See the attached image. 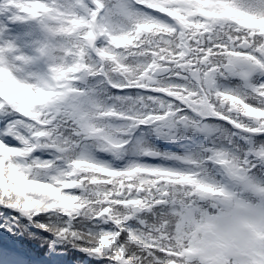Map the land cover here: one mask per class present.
Returning a JSON list of instances; mask_svg holds the SVG:
<instances>
[{
	"label": "snow or ice",
	"instance_id": "obj_1",
	"mask_svg": "<svg viewBox=\"0 0 264 264\" xmlns=\"http://www.w3.org/2000/svg\"><path fill=\"white\" fill-rule=\"evenodd\" d=\"M70 249L264 264V0H0V264Z\"/></svg>",
	"mask_w": 264,
	"mask_h": 264
},
{
	"label": "trees",
	"instance_id": "obj_2",
	"mask_svg": "<svg viewBox=\"0 0 264 264\" xmlns=\"http://www.w3.org/2000/svg\"><path fill=\"white\" fill-rule=\"evenodd\" d=\"M153 142L158 146V147H160V148H167V149H171L172 147H170V145H168V144H163V143H158V142H156V141H154L153 140ZM100 158L101 159H107V158H105L104 156H102V155H100ZM69 255L71 256V257H73L74 259H78V260H80V259H82V258H84V257H82L83 255H85L84 253H82V252H77L75 249H70L69 250ZM85 256H88V255H85ZM90 259H92V261H93V263H96V264H106L105 262H103V261H97V260H94L92 257H90Z\"/></svg>",
	"mask_w": 264,
	"mask_h": 264
}]
</instances>
